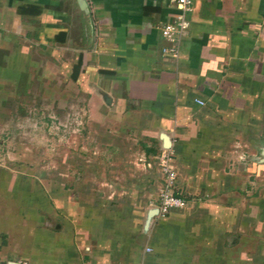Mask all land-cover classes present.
<instances>
[{
	"label": "crops",
	"instance_id": "1",
	"mask_svg": "<svg viewBox=\"0 0 264 264\" xmlns=\"http://www.w3.org/2000/svg\"><path fill=\"white\" fill-rule=\"evenodd\" d=\"M177 11L0 0V42L60 57L82 119L65 172L0 165V264H264V0H193L174 58ZM164 149L187 205L160 217Z\"/></svg>",
	"mask_w": 264,
	"mask_h": 264
},
{
	"label": "rangeland",
	"instance_id": "2",
	"mask_svg": "<svg viewBox=\"0 0 264 264\" xmlns=\"http://www.w3.org/2000/svg\"><path fill=\"white\" fill-rule=\"evenodd\" d=\"M16 47L0 42V165L19 173L65 172L71 141L80 154L82 119L78 103L68 100L61 58H52L50 48L24 55Z\"/></svg>",
	"mask_w": 264,
	"mask_h": 264
},
{
	"label": "built area",
	"instance_id": "3",
	"mask_svg": "<svg viewBox=\"0 0 264 264\" xmlns=\"http://www.w3.org/2000/svg\"><path fill=\"white\" fill-rule=\"evenodd\" d=\"M178 11L174 19L159 28L161 37L167 42L162 52L174 58L178 56L179 41L189 27L187 14L191 11L193 0H173ZM199 103L202 104L201 101ZM161 182L158 188L156 207L158 215L164 217L173 209H183L187 200L177 190V171L174 165V155L171 149H164L157 157ZM19 264H26L20 262Z\"/></svg>",
	"mask_w": 264,
	"mask_h": 264
},
{
	"label": "water",
	"instance_id": "4",
	"mask_svg": "<svg viewBox=\"0 0 264 264\" xmlns=\"http://www.w3.org/2000/svg\"><path fill=\"white\" fill-rule=\"evenodd\" d=\"M162 139H163L164 141H166V145H167V139H166L165 137H162Z\"/></svg>",
	"mask_w": 264,
	"mask_h": 264
}]
</instances>
